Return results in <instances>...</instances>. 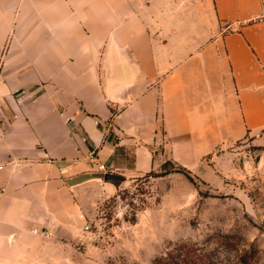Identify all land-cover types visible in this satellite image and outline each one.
<instances>
[{
    "label": "crops",
    "instance_id": "obj_1",
    "mask_svg": "<svg viewBox=\"0 0 264 264\" xmlns=\"http://www.w3.org/2000/svg\"><path fill=\"white\" fill-rule=\"evenodd\" d=\"M181 1L0 0V49L23 35L12 62L33 67L17 84L32 95L3 101L0 264H34L70 230L98 182L69 177L141 175L162 144L187 166L246 137L264 146V0Z\"/></svg>",
    "mask_w": 264,
    "mask_h": 264
},
{
    "label": "rangeland",
    "instance_id": "obj_2",
    "mask_svg": "<svg viewBox=\"0 0 264 264\" xmlns=\"http://www.w3.org/2000/svg\"><path fill=\"white\" fill-rule=\"evenodd\" d=\"M22 38L2 34L3 125L12 116L3 103L10 90L18 98L32 95L17 84L33 67L12 62L25 51L12 50L11 42ZM160 149L161 167L141 175L118 173L124 178L117 184L103 178L81 182L98 183L76 197L70 230L51 235L34 264H188L182 255L193 248L199 254L212 251L217 264H239L242 249L253 248L256 263L264 264V146L246 137L216 147L191 166L171 160L163 144ZM165 169L169 172L160 175ZM228 245L234 246L231 252Z\"/></svg>",
    "mask_w": 264,
    "mask_h": 264
},
{
    "label": "trees",
    "instance_id": "obj_3",
    "mask_svg": "<svg viewBox=\"0 0 264 264\" xmlns=\"http://www.w3.org/2000/svg\"><path fill=\"white\" fill-rule=\"evenodd\" d=\"M176 171H183L184 170L182 168H178L176 169ZM169 172L167 169H165L164 171H162V173H160V175H164L165 173ZM229 250V252H231L230 250H232L234 248V246H229L227 247ZM194 253V255H193ZM184 256L187 260H189L190 263L188 264H217L214 261L213 258V252L212 251H206L202 254H199L197 249L193 248V249H186L183 252ZM257 251L253 248H249V249H242V251L240 252V255L238 257L239 260V264H257L255 257L257 256ZM191 258V259H189ZM219 264H225V263H219Z\"/></svg>",
    "mask_w": 264,
    "mask_h": 264
},
{
    "label": "water",
    "instance_id": "obj_4",
    "mask_svg": "<svg viewBox=\"0 0 264 264\" xmlns=\"http://www.w3.org/2000/svg\"><path fill=\"white\" fill-rule=\"evenodd\" d=\"M60 166H65L68 163H59ZM92 178H105V179H112L116 184L120 183L122 181V179L124 178L122 175L112 172V171H93V172H85L79 175H76L74 177H71L68 180V183L70 185H76L79 184L81 182L87 181L89 179Z\"/></svg>",
    "mask_w": 264,
    "mask_h": 264
},
{
    "label": "built area",
    "instance_id": "obj_5",
    "mask_svg": "<svg viewBox=\"0 0 264 264\" xmlns=\"http://www.w3.org/2000/svg\"><path fill=\"white\" fill-rule=\"evenodd\" d=\"M262 16L264 17V11H263ZM97 170H105V165L102 164V163L99 164V165L97 166ZM80 217H84L83 212L80 213ZM35 231H37V229H35ZM44 234H45L46 236H49L50 233H49L48 231H44Z\"/></svg>",
    "mask_w": 264,
    "mask_h": 264
}]
</instances>
